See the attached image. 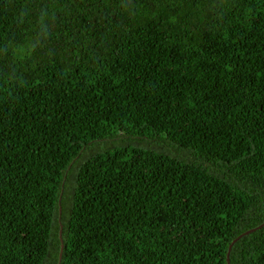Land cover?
<instances>
[{"label": "trees", "instance_id": "16d2710c", "mask_svg": "<svg viewBox=\"0 0 264 264\" xmlns=\"http://www.w3.org/2000/svg\"><path fill=\"white\" fill-rule=\"evenodd\" d=\"M263 220L264 0H0V264H225Z\"/></svg>", "mask_w": 264, "mask_h": 264}, {"label": "water", "instance_id": "95a60500", "mask_svg": "<svg viewBox=\"0 0 264 264\" xmlns=\"http://www.w3.org/2000/svg\"><path fill=\"white\" fill-rule=\"evenodd\" d=\"M68 168V167H67ZM64 178V176H63ZM57 203H58V211L60 210V206H59V199L57 200ZM262 225H264V220L262 223H260L259 225L253 227V228H250L242 233H240L239 235H237L230 243H228L227 245V248H226V254H225V264H229V261H228V253H229V250L231 248V245L238 239L240 238L241 236L245 235V234H248L250 232H253L254 230L260 228ZM58 238H59V242H60V248H59V251H58V256H57V260L59 261L60 257H61V250H62V241H61V237H60V229L58 231Z\"/></svg>", "mask_w": 264, "mask_h": 264}]
</instances>
